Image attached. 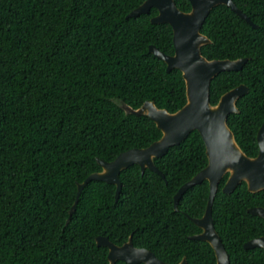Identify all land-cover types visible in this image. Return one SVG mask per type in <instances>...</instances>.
I'll list each match as a JSON object with an SVG mask.
<instances>
[{
  "label": "trees",
  "instance_id": "trees-1",
  "mask_svg": "<svg viewBox=\"0 0 264 264\" xmlns=\"http://www.w3.org/2000/svg\"><path fill=\"white\" fill-rule=\"evenodd\" d=\"M145 0H0V264H109L104 236L159 260L216 264L201 232L188 218L202 217L208 182L189 188L174 211L179 188L207 165L197 131L169 148L154 164L164 175L137 165L120 173L121 190L89 182L69 218L77 183L101 170L97 159L113 161L129 149L146 148L161 137L147 116L126 114L116 101L136 110L150 101L175 113L186 103L179 70L149 53L154 46L174 54L168 24L157 15L128 18ZM252 28L228 7L213 8L200 33L210 43L207 60L247 58L239 71L210 81V103L242 84L237 114L227 124L241 150L256 157V135L264 121V0H232ZM189 12L188 0H174ZM218 186L212 206L215 230L230 264H264V250L244 243L264 237V220L248 213L264 208V191L250 193L244 182L231 194ZM115 264H127L117 261Z\"/></svg>",
  "mask_w": 264,
  "mask_h": 264
},
{
  "label": "water",
  "instance_id": "water-1",
  "mask_svg": "<svg viewBox=\"0 0 264 264\" xmlns=\"http://www.w3.org/2000/svg\"><path fill=\"white\" fill-rule=\"evenodd\" d=\"M191 5L189 12L180 11L174 0H145L140 6L128 14V18L148 14L154 8L157 15L150 19L152 24H168L173 33L174 54L166 55L149 47V53L166 65V72L179 70L185 83L186 103L175 113L159 109L153 102L146 101L134 110L116 101L126 114L149 117L161 132L159 140L146 148L129 149L120 153L113 161L105 162L97 159L101 170L90 174L82 183H77V193L69 210V219L75 212L78 198L83 188L91 181L104 182L115 186V202L121 190L120 173L127 167L137 165L141 173L146 169L159 175L164 181V175L154 164V159L161 158L169 148L179 145L192 132L197 131L205 146L207 165L183 184L173 197L174 211L182 195L191 187L208 182L209 194L205 211L200 218H187L201 230L200 233L188 236L189 240H197L209 244L214 252L216 264H230L228 254L218 236L212 218V206L221 179L228 175L222 188L226 195L231 194L242 182L250 193L264 191V121L256 135L258 154L248 157L238 146L233 132L227 124L230 114H237V100L248 92L242 84L223 94L219 101L210 103V81L219 73L239 71L247 62V58L237 60H207L201 54V48L210 40L200 33V29L209 12L219 6L228 7L239 18L252 28H257L251 20L240 11L232 0H188ZM248 213L264 220V208L253 207ZM97 247L107 248L109 264L123 261L127 264H168L159 260L151 251L136 248L129 236L126 243L116 245L107 237L95 238ZM245 250L261 248L264 250V237L255 238L244 243ZM178 264H187L183 258Z\"/></svg>",
  "mask_w": 264,
  "mask_h": 264
}]
</instances>
